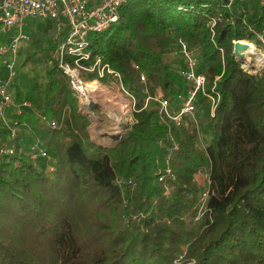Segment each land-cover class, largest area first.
<instances>
[{
	"label": "trees",
	"instance_id": "obj_1",
	"mask_svg": "<svg viewBox=\"0 0 264 264\" xmlns=\"http://www.w3.org/2000/svg\"><path fill=\"white\" fill-rule=\"evenodd\" d=\"M119 10L116 24L89 37L138 100L115 146L92 141L91 118L53 57V39L45 58L26 59L49 64L44 87L23 91L18 70L15 99L31 101L34 111L8 113L19 120L15 139L2 125L0 264H264V71L247 72L233 51L239 40L262 44L255 32H264V8L259 0L230 8L217 0H129ZM181 38L202 52L199 71L209 88L216 82L221 99L211 117L200 98L204 147L198 131L172 127L181 144L166 196L157 158L168 153L170 126L156 103L142 106L146 89L167 99L181 90V67L170 53ZM38 139L46 157L31 148ZM9 147L12 153L1 152ZM201 166L210 186L200 216L204 189L194 177Z\"/></svg>",
	"mask_w": 264,
	"mask_h": 264
},
{
	"label": "built area",
	"instance_id": "obj_2",
	"mask_svg": "<svg viewBox=\"0 0 264 264\" xmlns=\"http://www.w3.org/2000/svg\"><path fill=\"white\" fill-rule=\"evenodd\" d=\"M129 0H0V123L10 131V138L15 139L19 120L9 117L12 112L16 116H22L27 111H34L31 101L15 99L16 89L14 81L18 77L17 61L18 51L23 43L30 41L23 27L33 19H48L54 21L56 35L53 41L56 43V50L53 57L56 58L59 68L69 77L70 85L80 102L82 111L91 120L94 118V111L89 107L88 83H95L107 77L114 79L120 84V89L128 95L130 113L137 112V98L123 84L122 73L114 69L106 62L102 55L91 49L89 37L93 33L105 32L116 24L120 16V8ZM222 2V7L230 8L238 0H217ZM264 8V0H259ZM181 8V7H180ZM182 9V8H181ZM216 19L210 21L212 35ZM19 29L18 33H12L13 28ZM253 33L255 30L250 29ZM261 45L264 46V32L256 33ZM247 41V40H246ZM236 43V42H235ZM249 53V49L241 50ZM172 57L180 64L178 71L181 79V90L173 99L166 98L159 90L151 94L146 89V99L142 108H147L150 103H156L160 120L170 126L167 140L171 143L167 148L168 153L163 158H157L162 162L158 168V182L164 187V194L169 196L174 181L177 178L172 168L173 153L179 150L180 141L174 135L172 127L177 129H190V134L198 131L200 146L204 147V139L199 133V116L203 107L200 102L201 96L208 100L211 117L215 116V109L221 99L216 89V82L209 88V81L205 72L199 71L201 53L199 48L190 47L182 38L178 40L176 47L171 50ZM237 60L241 58L237 57ZM243 67V65H242ZM244 68V67H243ZM245 69V68H244ZM264 71V70H263ZM251 73V72H250ZM256 73V72H255ZM95 74L92 80L90 75ZM93 81V82H92ZM141 81L145 82V74L141 75ZM42 121L49 127L55 128L57 121L42 117ZM182 138L187 140L185 136ZM162 145L164 141L159 140ZM198 147V149L200 148ZM14 147L2 149V153H12ZM32 150L42 157L47 153L40 140L32 144ZM52 167V166H51ZM196 175L205 176L206 185L200 196V216L206 212V201L209 194L210 171L201 166Z\"/></svg>",
	"mask_w": 264,
	"mask_h": 264
},
{
	"label": "rangeland",
	"instance_id": "obj_3",
	"mask_svg": "<svg viewBox=\"0 0 264 264\" xmlns=\"http://www.w3.org/2000/svg\"><path fill=\"white\" fill-rule=\"evenodd\" d=\"M23 30L27 35L31 36V39L29 42L23 43L18 51L17 69L20 72V76L17 80V87H20V89H23V91L35 92L40 86L44 87L46 84V70L49 67V64L47 65L45 60L30 62L26 59L29 55L33 54H36L35 58H45L42 57L41 51L51 46V40L56 35L57 31L54 21L50 18L30 20L29 24L23 27ZM18 32L19 29L14 27L12 33ZM247 42L253 44L255 52H247L244 55L245 59L251 61L249 65L243 59H240L239 62L241 65H243L245 70H248V72L255 73L263 71L264 46L258 45L255 41L247 40ZM251 66H253V68H251ZM92 84L95 86L92 91L89 89L90 93L88 94V99L90 101L99 103L100 108H98L99 112H94L95 116L92 118L89 127L93 131V136H96L97 134L101 138L115 131V129L112 127H114L117 118L120 116L118 112H121L122 115L126 117L131 114V109L129 107H125V103H119V98H115L116 94H119L121 97L125 98H128V95L125 92H122L120 89V84H118V82H116L114 79L107 77L102 80H96L95 83ZM14 87L16 89V79L14 81ZM111 89L116 93H113ZM160 93L162 94L161 91ZM91 97L93 99H90ZM129 99L130 98H128L126 105H129ZM115 106H118V111L116 110ZM131 117L132 116H130L127 120H131ZM126 122L127 121L121 123V126L119 127L123 128L122 126L125 125ZM130 124L131 122L128 125ZM119 136H121V133ZM6 138V132L0 123V139L2 145L6 143ZM28 141L29 144L32 141V138H28ZM194 180L196 184L204 189V186L206 185V178L203 176V174L200 176L195 175Z\"/></svg>",
	"mask_w": 264,
	"mask_h": 264
},
{
	"label": "crops",
	"instance_id": "obj_4",
	"mask_svg": "<svg viewBox=\"0 0 264 264\" xmlns=\"http://www.w3.org/2000/svg\"><path fill=\"white\" fill-rule=\"evenodd\" d=\"M111 91H113V90L111 89ZM113 93H116V92L113 91ZM115 98H119V103H122V104L125 103V105H126V103L128 101V98L121 97V95H119V94H116V97ZM90 99H93V98L91 97ZM89 102H90L89 103V107L94 112L95 111L99 112L98 108H100V106H99L100 104L97 103V102H95V101H94L95 102L94 103L93 101H90V100H89ZM115 108L118 111V106H115ZM118 113H119L120 116L117 118L116 124H114V127L115 128L112 127L113 129H115V131H113L111 134H107L106 136H103V137L100 138L99 135H97V134H96V136H93V131L90 129V127L88 128L89 129V132H90L91 139H92L93 142H95V143L97 142V143H99L100 145H102L104 147H110V148L112 146H115L118 143L117 140L120 139L124 135L125 130H126L128 124L130 122H132V120H133L132 113L129 116H126V117H124L121 112H118ZM130 116H132L131 117L132 119L131 120H127ZM125 121H127V122L125 123V125L122 126L123 128L119 127V126H121V123H123ZM120 133H121V136H119Z\"/></svg>",
	"mask_w": 264,
	"mask_h": 264
},
{
	"label": "bare ground",
	"instance_id": "obj_5",
	"mask_svg": "<svg viewBox=\"0 0 264 264\" xmlns=\"http://www.w3.org/2000/svg\"><path fill=\"white\" fill-rule=\"evenodd\" d=\"M237 44L239 45H241V49H249V52L250 53H254L255 52V50H254V46H253V44H250V43H248L246 40H239L238 42H237ZM262 58V57H261ZM261 61V60H260ZM251 61L249 60H247V64L249 65V63H250ZM264 62V61H263ZM88 85H89V89L92 91V89L94 88V84H92V83H88ZM94 93V92H93Z\"/></svg>",
	"mask_w": 264,
	"mask_h": 264
},
{
	"label": "water",
	"instance_id": "obj_6",
	"mask_svg": "<svg viewBox=\"0 0 264 264\" xmlns=\"http://www.w3.org/2000/svg\"><path fill=\"white\" fill-rule=\"evenodd\" d=\"M241 50H244V49H241V45L234 43V48H233V51H234V55H236L237 57L243 59L246 63H247V59H245V56L244 54L241 52ZM251 68H253V66H251ZM246 71L248 72V70L246 69Z\"/></svg>",
	"mask_w": 264,
	"mask_h": 264
}]
</instances>
